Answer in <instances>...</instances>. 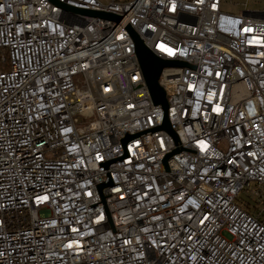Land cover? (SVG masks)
I'll return each mask as SVG.
<instances>
[{
	"label": "built area",
	"instance_id": "obj_1",
	"mask_svg": "<svg viewBox=\"0 0 264 264\" xmlns=\"http://www.w3.org/2000/svg\"><path fill=\"white\" fill-rule=\"evenodd\" d=\"M56 1L0 0V264H264V8Z\"/></svg>",
	"mask_w": 264,
	"mask_h": 264
},
{
	"label": "water",
	"instance_id": "obj_2",
	"mask_svg": "<svg viewBox=\"0 0 264 264\" xmlns=\"http://www.w3.org/2000/svg\"><path fill=\"white\" fill-rule=\"evenodd\" d=\"M63 6H65L66 8L75 9L80 12H84V13L91 14L94 16H99V17L106 18V19H113L116 21H119L122 19V15L113 13V12H104V11L92 10V9L74 8L68 5H64V4ZM130 31L135 41V44H136L137 57H138L140 66L143 71L144 79L149 88L152 100L155 104H161L162 107L164 108V122L161 127L168 130L170 133H172L176 137L175 132L172 129L169 123V120H168V116H167L168 100H167V96H166V92L164 88L159 83V77H160L162 69L165 66L183 65L185 64V62L179 61V60L162 58L161 56L155 54L148 46H146L143 43L142 39L140 38V36L138 35L136 31H134L133 29H130ZM169 156L170 154H168L166 158H168ZM106 184H107L106 182L100 184L99 188L101 189Z\"/></svg>",
	"mask_w": 264,
	"mask_h": 264
},
{
	"label": "rangeland",
	"instance_id": "obj_3",
	"mask_svg": "<svg viewBox=\"0 0 264 264\" xmlns=\"http://www.w3.org/2000/svg\"><path fill=\"white\" fill-rule=\"evenodd\" d=\"M106 1V0H104ZM127 1V0H120ZM264 8V0H224L223 1V9L232 12H241L245 9H263ZM87 120V119H86ZM240 200L248 201L250 204H256L255 199L250 196V194L243 191L239 197Z\"/></svg>",
	"mask_w": 264,
	"mask_h": 264
}]
</instances>
